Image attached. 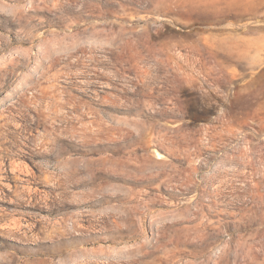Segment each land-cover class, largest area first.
<instances>
[{
    "label": "rangeland",
    "instance_id": "rangeland-1",
    "mask_svg": "<svg viewBox=\"0 0 264 264\" xmlns=\"http://www.w3.org/2000/svg\"><path fill=\"white\" fill-rule=\"evenodd\" d=\"M110 260L264 264V0H0V264Z\"/></svg>",
    "mask_w": 264,
    "mask_h": 264
},
{
    "label": "bare ground",
    "instance_id": "bare-ground-1",
    "mask_svg": "<svg viewBox=\"0 0 264 264\" xmlns=\"http://www.w3.org/2000/svg\"><path fill=\"white\" fill-rule=\"evenodd\" d=\"M121 161H124L123 164H122L123 167H124V164L126 163V165H125L126 167H125L124 169H126V168H130V167H131V165L129 164V162L126 161L125 159H122ZM120 167H122V166H120ZM123 167H122V168H123ZM114 169L118 170L117 167H116V168L114 167ZM135 170H136V169H135ZM74 216L77 217L78 215H77V214H72L71 220H73V223H72L71 226H69L68 224H65L66 226L68 225V226H67V229H68V228H69V229H72V227H74V226L77 224V219H73ZM104 264H112V261L110 260V261H108L107 263H104Z\"/></svg>",
    "mask_w": 264,
    "mask_h": 264
}]
</instances>
